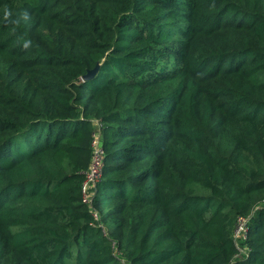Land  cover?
I'll return each mask as SVG.
<instances>
[{
  "label": "trees",
  "instance_id": "1",
  "mask_svg": "<svg viewBox=\"0 0 264 264\" xmlns=\"http://www.w3.org/2000/svg\"><path fill=\"white\" fill-rule=\"evenodd\" d=\"M0 264H264V0H0Z\"/></svg>",
  "mask_w": 264,
  "mask_h": 264
},
{
  "label": "built area",
  "instance_id": "2",
  "mask_svg": "<svg viewBox=\"0 0 264 264\" xmlns=\"http://www.w3.org/2000/svg\"><path fill=\"white\" fill-rule=\"evenodd\" d=\"M93 158L92 163L87 172H85L86 179L83 186V194H84V201L91 205L92 204V190L95 188L96 184L102 178V169L104 167V150L101 146V139L99 134L95 135L94 142H93ZM97 218V214H95ZM248 234V228L246 226V220L241 218L237 225V229L235 232L236 239L241 238L242 240H246Z\"/></svg>",
  "mask_w": 264,
  "mask_h": 264
},
{
  "label": "clouds",
  "instance_id": "3",
  "mask_svg": "<svg viewBox=\"0 0 264 264\" xmlns=\"http://www.w3.org/2000/svg\"><path fill=\"white\" fill-rule=\"evenodd\" d=\"M12 15H13V13L10 10H8L7 8H5L4 13H3L4 20L9 21L11 19ZM28 18H29V16H28V13L26 11L21 12L20 19L27 20ZM20 19L11 20V22L18 25L20 23ZM29 43L30 42H26L24 44V47L25 48L29 47Z\"/></svg>",
  "mask_w": 264,
  "mask_h": 264
},
{
  "label": "water",
  "instance_id": "4",
  "mask_svg": "<svg viewBox=\"0 0 264 264\" xmlns=\"http://www.w3.org/2000/svg\"><path fill=\"white\" fill-rule=\"evenodd\" d=\"M98 68H99V65L93 70V71H90L85 77H84V80H89L91 79L98 71Z\"/></svg>",
  "mask_w": 264,
  "mask_h": 264
},
{
  "label": "rangeland",
  "instance_id": "5",
  "mask_svg": "<svg viewBox=\"0 0 264 264\" xmlns=\"http://www.w3.org/2000/svg\"><path fill=\"white\" fill-rule=\"evenodd\" d=\"M241 240H242L241 238H238V239H237L238 243H240Z\"/></svg>",
  "mask_w": 264,
  "mask_h": 264
}]
</instances>
